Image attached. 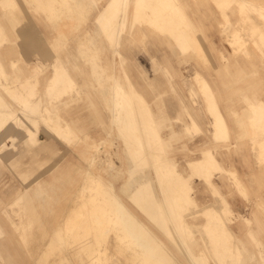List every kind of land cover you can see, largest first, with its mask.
<instances>
[{"label": "rangeland", "instance_id": "374dc122", "mask_svg": "<svg viewBox=\"0 0 264 264\" xmlns=\"http://www.w3.org/2000/svg\"><path fill=\"white\" fill-rule=\"evenodd\" d=\"M36 1L39 3L38 5ZM44 1L49 5L45 6L46 2ZM64 1L68 0H35V3H33L34 0H1L0 2L2 4L0 5V61L5 64L4 68L8 76L3 78L6 94H4V90H0V93L13 103L15 100L13 101L9 98L10 96H7L9 95L7 91L15 95L17 91L19 93L26 92L32 86L36 96H40L43 100L41 102L47 104L44 88L46 79L57 64L59 65L58 70L53 72L58 73L62 69L66 70L65 78L71 82L67 90L60 88L53 90V93L66 91L67 94L64 97L48 103L49 109L52 110H50V115L55 117V120L57 118L58 123L65 125L67 123V127L71 128V131L66 129L68 134L62 135L66 140L52 135L50 132L53 131V127L49 123H44L43 120L39 125L37 124L36 129L40 148L39 145L34 144L35 142L26 143L22 139V133L17 129H8L0 134V158L3 160L0 161V210H8L7 215L0 214L2 228L0 230V264H90L89 255L77 254L78 244L75 235H79V232L85 234L84 229L80 226L81 230L78 233L75 231L69 233L64 228V223L72 216V209H84L79 216L82 220H90V212H92L95 217L99 218L93 220H103L108 226L110 224L108 227L110 235L108 234L109 238L107 236V243L97 242L93 244L97 250V252L95 250V253L98 254L97 260L99 261L101 257V264H143L142 260L146 254L144 256L142 254L146 251L144 252L141 247L134 243L135 238L133 237L143 232L142 226L146 228L144 233L146 231L147 233L140 241L148 238L147 240L153 244L147 250L149 253L146 252L147 256L150 254L151 259L148 257L149 261L145 264L155 262L157 252L159 253L157 251L159 241L163 246L162 251L164 250L161 253H166L163 261L165 264H234V262L235 264H264V252L262 253L264 249V159L260 151V148L264 146V118H256L252 113V107L264 106V0H244L245 4H240V0H229V2L237 1L238 3L235 2V4L234 2L229 4L226 0H175L174 6H172L173 4L163 5L164 0H147L149 3L143 0V4H140L143 6L138 7V10L135 8L133 0H126L125 11L121 13V17L123 14L126 16V18L122 17L124 20L122 30H125L122 31L123 34L120 37L113 35L114 38L107 35L104 28L95 21L99 8L106 0H69L67 3ZM218 1H221L219 3L221 8L220 5L218 6ZM42 2L45 7L38 8ZM146 2L147 6H150L146 7ZM151 2L152 4H150ZM170 3H174V1L172 0ZM51 4H56L57 7L53 5L51 8ZM68 5L70 9L67 8ZM151 6L155 8L153 9ZM164 6L166 7L164 8ZM240 7L243 9H241L242 12L239 11ZM54 8H57L56 11ZM157 8L166 14L169 11L170 17L164 19L162 17V19L158 18V22L154 21L150 16L151 12ZM52 9L53 11H51ZM135 9L143 17L141 22V16ZM50 11L54 13V16L56 15V19ZM177 12H180V15L183 14L182 19H178L179 14ZM66 18L70 19L71 22ZM145 18H148L149 21L144 22ZM49 20L54 21V23ZM171 20L173 22H170ZM132 21L135 24H132ZM165 21H169L168 24ZM186 23L188 26H185ZM70 24L71 26H69ZM169 24L175 30L170 29ZM74 25L75 27H73ZM157 25L160 27L158 28ZM168 26L169 28H167ZM69 28L72 32L68 30ZM176 29L185 30L181 31L185 33L186 37L183 49L178 48L180 44L176 38L179 31L177 32ZM261 32L263 35H260ZM235 33L237 34L235 35ZM238 35H241L239 39ZM251 41L253 44L250 43ZM89 43L91 44L90 48ZM254 43L257 45L255 46ZM80 44L81 47L84 46V49L80 47ZM112 46L116 50L112 49ZM85 49L87 51H84ZM78 54H81V57ZM117 59L121 60L120 63L124 59L123 63L120 64ZM11 60L15 62V69L9 68L7 62ZM91 73L93 75H90ZM196 74L199 75L200 79L204 78L208 85L201 84L200 79L197 80ZM109 78L114 79L112 80L113 83ZM11 80L20 81L21 87L9 90V86L12 84ZM126 80L129 83H126ZM116 85H121L125 91H134L137 97L139 96L138 98L135 96L131 102L134 103V107L137 105V111L135 107L136 113L139 110L137 114L140 115L137 116L136 114L134 123L138 124L143 139H145L144 150L142 152L138 150L140 151L139 154L135 153L134 150L135 148L139 149L138 143H135V139H130L134 133L131 130L120 131L117 124L120 122H116L112 118L111 104L113 105L114 101L112 100L113 93H110L109 90L113 91ZM112 86L114 88H111ZM203 87L208 90L206 91ZM201 89L204 91L202 90V92ZM205 91L206 93H204ZM201 94H207L206 96L213 97V99L211 100V98ZM108 98L110 99L108 100ZM213 101L217 104L229 126V132L226 136H220L214 132L215 111L214 108L212 109ZM16 103V101L13 103L15 104L14 108H16L17 114L24 119ZM146 108L148 109L145 110ZM208 109H211L213 113L207 111ZM145 112L147 113L145 114ZM149 114L151 117L153 116L150 117L151 119ZM36 115L39 117V114ZM143 117L144 119L147 118L148 121L144 120ZM140 119L143 122H140ZM124 120L121 122L125 123ZM186 126L190 127L187 130L188 134L185 132ZM156 129H159L158 133L154 132ZM173 131L176 132V136L172 134ZM151 135L155 136L152 137ZM67 139H71V141L69 140V142ZM133 142L135 145L132 144ZM160 143H168L170 146L167 144L166 148L164 146L166 144L162 146ZM208 148L219 158L227 157L229 160V163L219 160L220 169L211 172L210 182L206 181L204 176L196 174L197 171L190 169L187 164V160L199 157L201 150ZM242 150H247L251 154V164L254 168V171L248 173L247 182L243 181L235 172L236 169L232 160ZM125 151L129 156L126 155ZM159 151L160 154L163 151L164 159H167L168 162L169 159L172 161V165L169 162L170 167L174 164L178 172L188 177V184L191 188L189 195L196 202V205H186L182 214L184 220L192 225L191 229L194 234L192 239L189 237V232L187 236L186 233L177 229L179 223L178 210L173 207L172 203L170 205L168 199L169 191L167 190H169L170 185L164 178L162 179L161 175L159 176L158 168H154L158 167L155 164L157 159L155 153H159ZM150 155L152 156L150 157ZM241 158L244 159L246 156L242 155ZM131 160L135 162L132 164ZM189 170L192 171L191 175ZM229 170L234 173H229ZM233 174L234 176H232ZM236 174L238 176H235ZM145 178L147 179L145 180ZM2 179L8 181V186L1 185ZM234 179L238 182L240 180V185ZM98 181H100L101 187ZM169 181L171 185L174 183V180L169 179ZM212 186L216 187L221 195L216 194ZM16 187L22 190L17 193L14 190ZM102 188L105 189L104 191H113L115 193L114 199L123 205L124 212L131 213V215L117 216L114 214L112 208L116 206L117 202L114 203L115 200H111L107 193H96L97 190L102 191ZM135 190H139V193ZM17 194L23 197L17 199L19 203L8 204L15 199ZM221 196L228 200L226 201L228 204L230 203V208H232V213L229 214V217H223V220L230 228L232 240H234L230 248L241 250L240 259H234L235 261L229 260L227 257L228 250L224 249L227 246V241L231 240L230 233H224L221 227L216 238L212 236L213 240L216 239L214 246L213 242L210 241L211 235L207 234L208 231L204 228L207 215L206 208L211 207L219 210L224 205ZM73 197L74 199H72ZM98 198L101 199L99 202ZM236 198L241 202L236 203ZM156 200L160 202L155 204ZM167 201L169 202L167 203ZM99 203L101 207L105 205L104 207L107 206V208L100 212L93 211L99 209ZM156 205H162V216L166 217V223L175 236V242L166 237L167 234L164 230H160L161 227L158 226L160 219L155 217L154 212H150L154 207L157 208ZM170 210H174V212H170ZM169 212L170 214H168ZM173 216L176 220L173 219ZM245 223L248 225L246 226ZM127 227H129L128 230ZM172 227L174 229H171ZM58 228L62 229L59 230ZM113 230H116V233ZM130 233L131 235L128 236ZM94 237V232L90 231L86 240L91 239L93 241ZM123 241H125L124 244ZM120 242L124 246H120ZM51 243L59 248L55 249ZM208 243L211 247L208 246ZM49 244L52 246V251H50ZM127 244L131 247L135 245L136 251ZM45 248H49V251ZM132 251L135 253L133 254ZM152 254L153 256L155 254L156 258ZM261 254L263 255L261 256ZM58 256L62 260L57 258ZM247 256L250 258L248 259ZM253 256L254 258H252ZM167 261L171 263H166Z\"/></svg>", "mask_w": 264, "mask_h": 264}, {"label": "bare ground", "instance_id": "6f19581e", "mask_svg": "<svg viewBox=\"0 0 264 264\" xmlns=\"http://www.w3.org/2000/svg\"><path fill=\"white\" fill-rule=\"evenodd\" d=\"M10 1H12V0H10ZM24 1H26V0H24ZM30 1V0H29ZM32 1V0H31ZM69 1V0H68ZM68 1H64L65 3H67ZM84 1V0H83ZM100 1V0H99ZM126 0H106L102 5H101V7L99 8V11H98V14L96 15V22L99 24V26H101L102 28H104V31H105V33L107 34V35H111V37L114 35V37L116 36H118V37H120V35L121 34H123L122 33V31H124V30H122L123 28V23H124V20H123V18L122 17H125L126 18V16H123L122 15V17H121V13H122V11H125V7H126V2H125ZM130 1V0H129ZM142 1L143 0H133V4H134V6H135V8L138 10V7H142V6H140V4L142 3ZM147 1V0H146ZM172 1V0H171ZM170 0H164L163 2H164V4L163 5H166V4H173L172 6H174L175 5V0H173L174 1V3H170L171 2ZM215 1V0H214ZM221 1H224V0H221ZM220 1V2H221ZM226 1H228V3L230 4V2L232 1H230L229 2V0H226ZM225 1V2H226ZM0 2H1V0H0ZM2 2H4V1H2ZM6 2H8V1H6ZM37 2V1H36ZM44 2H46V1H44ZM148 2V1H147ZM147 2L145 3L146 4V7H148V6H150V5H148L147 6ZM160 2V1H159ZM217 2V1H216ZM219 1H218V6L220 5L219 3H220ZM234 2V1H233ZM233 2H231V3H233ZM235 2H237V1H235ZM235 2H234V4H235ZM257 2V1H256ZM33 3H35V0H34V2ZM51 3V2H50ZM82 3V2H81ZM84 3V2H83ZM86 4H87V2H85ZM89 3V2H88ZM149 3V2H148ZM227 3V4H228ZM238 3V2H237ZM236 3V4H237ZM245 4V2H244V0H240V4ZM12 4V3H11ZM39 3L37 2V5H38ZM44 3L42 2V5L41 6H38V8L39 7H42V6H44L43 5ZM47 4L49 5V3H47L46 2V4H45V6H47ZM92 4V3H91ZM143 4V3H142ZM150 4H152V2L150 3ZM221 4H223V3H221ZM240 4H237V5H240ZM0 5H2V4H0ZM5 5H6V3H5ZM34 5V4H33ZM54 5V4H53ZM52 4L50 5L51 6V8H52V6H53ZM66 5V4H65ZM70 5V4H69ZM68 5V7L67 8H69L70 6ZM160 5V4H159ZM8 6V5H7ZM7 6H6V8H7ZM44 6V7H45ZM55 7H57L56 6V4L54 5ZM91 6V5H90ZM133 6V7H134ZM158 6V5H157ZM171 6V7H172ZM244 6V5H243ZM5 7V6H4ZM66 7V6H65ZM72 7V6H71ZM74 7V6H73ZM94 7H95V5H94ZM145 7V6H144ZM145 7V8H146ZM152 7V6H151ZM150 7V8H151ZM160 7V6H159ZM166 6H164V8H165ZM169 7H170V5H169ZM239 7V6H238ZM245 7V6H244ZM6 8H3V9H6ZM47 8V7H46ZM48 8H50V7H48ZM47 8V9H48ZM50 8V9H51ZM59 8V7H58ZM76 8H78V7H76ZM76 8H75V10H76ZM153 9L155 8V7H152ZM163 8V9H164ZM172 8H174V7H172ZM220 8H221V5H220ZM224 8V7H223ZM55 9V8H54ZM57 9V8H56ZM56 9L54 10V11H56ZM70 9V8H69ZM135 9V11L137 12V10ZM152 9V10H153ZM171 9V8H170ZM225 9V8H224ZM242 8L240 7V10L239 11H241L242 12V10H241ZM43 10V9H42ZM59 10V9H58ZM79 10V9H78ZM147 10V9H146ZM150 10V9H149ZM151 10V11H152ZM166 10V9H165ZM177 10L179 11V9L177 8ZM176 10V11H177ZM44 11H47V10H44ZM51 11H53V9L51 10ZM51 11H50V13H51ZM87 11V10H86ZM135 11H133L134 13H135ZM143 11V10H142ZM151 11H148V12H151ZM175 11V10H174ZM245 11V10H244ZM4 12V11H3ZM8 12V11H7ZM43 12V11H42ZM48 12H49V10H48ZM47 12V13H48ZM58 12H60V11H58ZM78 12V11H77ZM82 12V11H81ZM84 12V11H83ZM82 12V13H83ZM47 13H45V14H47ZM49 13V16L51 17V19H52V16H51V14H53V16H54V13L52 12L51 14ZM62 13V12H61ZM81 13V14H82ZM87 13V12H86ZM137 13H139V12H137ZM171 13H172V11H171ZM178 13V12H177ZM176 13V14H177ZM60 14V13H59ZM173 14H175V13H173ZM179 14V17H178V19H182L183 18V14L182 15H180L181 13L179 12L178 13ZM242 14V13H241ZM244 14V13H243ZM61 15V14H60ZM64 15V14H63ZM139 15H140V13H139ZM46 16V15H45ZM48 16V15H47ZM68 16V15H67ZM69 16H70V14H69ZM72 16V15H71ZM85 16H87V15H85ZM133 16V15H132ZM141 16V15H140ZM171 16H172V14H171ZM55 17V19L57 18L56 17V15L54 16ZM63 17V16H62ZM73 17V16H72ZM135 17V16H134ZM133 17V18H134ZM147 17H148V15H147ZM154 21H156V22H158V18H160V19H162V17H163V19L165 18V17H167V18H169L170 16H169V11H168V14H166V13H164V12H160V10L157 8V9H155V10H153L152 12H151V16H150ZM173 17V16H172ZM175 17V16H174ZM8 18H10V17H8ZM48 18V17H47ZM46 18V19H47ZM65 18V17H64ZM120 18H122V20L120 21ZM124 18V19H125ZM136 18H137V16H136ZM141 19H140V22H141V20L143 19V17L141 16L140 17ZM55 19H53V20H55ZM67 19V18H66ZM75 19H76V17H75ZM78 19V18H77ZM159 19V20H160ZM174 19V18H173ZM177 19V18H176ZM67 20H69V22H71L70 21V19H67ZM86 20V19H85ZM134 20V19H133ZM136 20V19H135ZM137 20H139V19H137ZM167 20V19H166ZM50 22H52V23H54V21H52V20H49ZM56 21V20H55ZM77 21V20H76ZM146 21H149L148 20V18L146 19L145 18V21L144 22H146ZM153 21V22H154ZM174 21H175V19H174ZM78 22V21H77ZM76 22V23H77ZM92 22H94V21H92ZM133 23L132 24H135L134 23V21H132ZM143 22V21H142ZM151 22V21H150ZM165 22H167V21H165ZM169 22V21H168ZM168 22H167V24H168ZM170 22H173L172 20L170 21ZM185 22V21H184ZM79 23V22H78ZM126 23V22H125ZM152 23V22H151ZM164 23V22H163ZM179 23H181V22H179ZM56 24V23H55ZM101 24V25H100ZM128 24H129V22H128ZM131 24V25H132ZM137 24V23H136ZM143 24V23H142ZM145 24V23H144ZM143 24V25H144ZM153 24V23H152ZM157 24V23H156ZM166 24V25H167ZM172 24H174V23H172ZM177 24V23H176ZM175 24V25H176ZM183 24V23H182ZM4 25V24H3ZM76 25V24H75ZM75 25L73 26V27H75ZM116 25V26H115ZM138 25V24H137ZM170 25V24H169ZM187 25V23L185 24V26ZM69 26H71V24L69 25ZM78 26H80V25H78ZM115 26V27H114ZM132 26H134V25H132ZM131 26V27H132ZM151 26V25H150ZM150 26H148V27H150ZM158 26V25H157ZM160 26H161V24H160ZM160 26H158V28L160 27ZM172 26H174V25H172ZM188 26V25H187ZM76 27H77V25H76ZM117 27V28H116ZM121 27V28H120ZM175 27V26H174ZM176 27H177V25H176ZM183 27H184V25H183ZM133 28V27H132ZM151 28V27H150ZM157 28V29H158ZM167 28H169V26L167 27ZM172 27H171V25H170V29H171ZM1 29H3V28H1ZM72 29V28H71ZM97 29H99V28H97ZM156 29V30H157ZM162 29V28H161ZM173 29V28H172ZM177 29H180V28H177ZM176 29V30H177ZM68 30H70V28L68 29ZM132 30V29H131ZM155 30V29H154ZM167 30H169V29H167ZM173 30H175V29H173ZM184 30V29H183ZM183 30H181V31H183ZM234 30V29H233ZM237 30V28L235 29V31ZM239 30V29H238ZM2 31V30H1ZM71 31V30H70ZM158 31H159V29H158ZM169 31H171V30H169ZM168 31V32H169ZM179 30H177V32H178ZM181 31H179V34L177 33V35H178V37L176 38L177 39V42H178V44H180L179 46H178V48H184V45H185V43H186V37H185V33L184 32H181ZM185 31V30H184ZM235 31H232V32H235ZM72 32V31H71ZM87 32V31H86ZM156 32V31H155ZM162 32H164V31H162ZM166 32V31H165ZM173 32H175V31H173ZM181 32V33H180ZM101 33H102V31H101ZM159 33V32H158ZM161 33V32H160ZM171 33V32H170ZM170 33H169V35H170ZM176 33V32H175ZM175 33H173V35L175 34ZM262 33V32H261ZM69 34V33H68ZM163 34V33H162ZM237 33H235V35H236ZM244 34V33H243ZM4 35V34H3ZM6 35V34H5ZM129 35V34H128ZM167 35V34H166ZM230 35H232V34H230ZM260 35H263V33L262 34H260ZM259 35V36H260ZM1 36V35H0ZM60 36V35H59ZM63 36V35H62ZM89 36V35H88ZM103 36V35H102ZM172 36V35H171ZM175 36V35H174ZM174 36H172V37H174ZM239 36H241V35H238L237 37H238V39H239ZM243 36V35H242ZM264 36V35H263ZM3 37V36H2ZM57 37H58V35H57ZM65 37V36H64ZM92 37V36H91ZM105 37V36H104ZM108 37V36H107ZM114 37H112V38H114ZM170 37V36H169ZM231 37V36H230ZM232 37H233V35H232ZM261 37V36H260ZM59 38H61V36L59 37ZM89 39H90V36L88 37ZM171 38V37H170ZM262 38V37H261ZM7 39V38H6ZM84 39H85V37H84ZM106 39V38H105ZM110 39V38H109ZM108 39V40H109ZM232 39V38H231ZM242 39H244V38H242ZM246 39V38H245ZM173 40H174V38H173ZM172 40V41H173ZM8 41V40H7ZM87 41V40H86ZM90 41V40H89ZM109 41H111V40H109ZM176 41V40H175ZM254 41V40H253ZM256 41V40H255ZM2 42H4L3 40H2ZM85 42V41H84ZM0 43H1V41H0ZM79 43H81V42H79ZM87 43H88V41H87ZM111 43V42H110ZM173 43H175L174 41H173ZM245 43V42H244ZM247 43V42H246ZM250 43H252V41L250 42ZM261 43H263L262 41H261ZM90 44V43H89ZM98 44V43H97ZM106 44V43H105ZM176 45H177V43H175ZM241 44V43H240ZM253 44V43H252ZM255 44V43H254ZM264 44V43H263ZM262 44V45H263ZM79 45V44H78ZM87 45V44H86ZM100 45V44H99ZM112 45V44H111ZM230 45V44H229ZM239 45V44H238ZM257 45V43L255 44V46ZM88 46V45H87ZM90 46H91V44L89 45V48H90ZM80 47H81V44H80ZM84 47V46H83ZM83 47H81V48H83ZM100 47V46H99ZM113 47V46H112ZM111 47V48H112ZM78 48V47H77ZM86 48V47H85ZM233 48V47H232ZM84 49V48H83ZM87 49V48H86ZM84 50V51H87V50ZM112 49H114V47L112 48ZM185 49H186V47H185ZM185 49H184V51H185ZM256 49V48H255ZM114 50H116V49H114ZM78 53V52H77ZM82 53V52H81ZM117 53V52H116ZM113 55H114V51H113ZM78 56H80L81 57V54H78ZM117 57V56H116ZM120 57V56H119ZM111 58H113V57H111ZM123 58V57H122ZM120 59V58H119ZM119 59H117V61L119 60ZM124 60V59H123ZM123 60H122V63H123ZM86 62V61H85ZM99 62V61H98ZM121 62V60H119V63ZM88 63V62H87ZM122 63H120V64H122ZM9 67H10V69H13L14 68V66H15V62L13 61V60H11V61H9ZM111 64H113V63H111ZM121 66V65H120ZM119 66V67H120ZM57 67H59V65L57 64L56 66H55V68H53V70H52V72H51V74H50V77L47 79V81H46V86L44 87L45 88V97H46V102H54V101H56L57 99H59L60 97H64L66 94H67V92L66 91H60L59 93H53L54 91V89H56V88H60V89H64V90H67L69 87H70V85H71V82L69 81V79L68 78H65V73H66V70H64V69H62L61 71H58V73H55V72H57V70H58V68ZM99 67V66H98ZM100 68V67H99ZM99 68H97V69H99ZM113 68V67H112ZM15 69V68H14ZM33 70H35V69H33ZM90 70V69H89ZM101 70V69H100ZM121 70H123V69H121ZM53 71H55V72H53ZM113 71V70H112ZM37 72V71H36ZM102 72V71H101ZM6 73H7V71L5 70V68H4V63H2L1 61H0V90H4L5 91V93L4 94H6V90H5V84H4V80H3V78L4 77H6L7 75H6ZM9 73V72H8ZM53 73H55V74H53ZM13 74V73H12ZM53 74V75H52ZM97 74H98V71H97ZM101 74H103V73H101ZM90 75H93L92 73L90 74ZM197 75V74H196ZM31 76V75H30ZM111 76H112V74H111ZM110 76V77H111ZM8 77V76H7ZM106 77V76H105ZM113 77V76H112ZM98 78V77H97ZM196 78H197V80H198V78L200 79V77H199V75H197L196 76ZM9 79V78H8ZM11 79V78H10ZM14 79V78H13ZM24 79V78H23ZM99 79V78H98ZM98 79H96L97 81H98ZM109 79H111V78H109ZM126 79V78H125ZM25 80H27V79H25ZM32 80H34V79H32ZM102 80H104V79H102ZM107 80H108V77H107ZM112 80H114L113 78L111 79V81ZM170 80V79H169ZM195 80V79H194ZM7 81V80H6ZM12 81V80H11ZM36 82V81H35ZM107 82V81H106ZM199 82L201 83V84H205V85H208L207 83H206V81H205V79H200L199 80ZM12 84L9 86V90H11V88H16V89H18V87H21L20 86V81L19 82H17V81H12L11 82ZM96 83H98V82H96ZM102 83L104 84V82L102 81ZM101 83V84H102ZM112 83H113V81H112ZM115 83V82H114ZM126 83H129L127 80H126ZM22 84V83H21ZM114 85V84H113ZM98 86H100V85H98ZM105 86V85H104ZM111 86V85H110ZM148 86V85H147ZM23 87V86H22ZM109 87V86H108ZM26 88V87H25ZM111 88H114V86H112ZM202 88V87H201ZM204 88V87H203ZM22 89V88H21ZM24 89V88H23ZM28 89V88H27ZM59 89V90H60ZM101 89V88H100ZM108 89V88H107ZM129 89V88H128ZM127 89V90H128ZM131 89V88H130ZM204 89H206V91L208 90L207 88H204ZM34 87H32L31 86V88L29 87V90L28 91H26V92H20L19 93V91H17L16 93H15V95H13V94H11L10 93V91H9V93H8V91H7V94H9V95H7V96H10L9 98L12 100L13 99V101L15 100L17 103H16V105H18V110H20V112L22 113V115H23V117H25V120L28 122V124L26 123V121L24 120V119H22L18 114H17V112H16V108H14L15 106V104H13V103H15V101L13 102V103H11L9 100H7L1 93H0V134L2 133V132H4V131H6V130H8V129H17L19 132H21L22 133V139H24V141L26 142V143H29V142H35L36 141V129H37V126L39 125V123L41 122V120H43L44 121V123L46 122L47 124L49 123V124H51V127H53V132L58 136V137H60L62 140L64 139V135H66V134H68V133H66V129H70V128H68L67 127V125H64V124H61V123H58V120H57V118H56V120L54 119L55 117H52L51 115H50V110L51 109H49L50 107H48V103L47 104H44V103H42L41 101H43V100H41V98H40V96H36V92H34ZM102 90V89H101ZM111 90V89H110ZM109 90V92L111 93H113V97H112V100L114 101V104L112 105L111 104V109H112V111H113V114H112V118L114 119V121H119L120 122V124L119 123H117L118 125H119V129H120V131H123V130H131L132 131V133H134V134H132V135H134L133 137L132 136H130L131 138V140H132V138L133 139H135L134 141H136L135 143H138V147H139V149L138 148H135L134 150H135V153H138L139 154V152L141 151L142 152V150H144V140L145 139H143V136H142V132H141V129L139 128V126H138V124L136 123H134V121H135V117H136V114L137 113H139V110H138V112L136 113V111H137V105L135 106L136 107V111H135V107H134V103H131L132 101H133V99H134V97L136 96L137 97V95H136V93L134 92V91H125L124 90V88L121 86V85H116V87L114 88V92L113 91H110ZM203 89H201V91H202ZM107 91V90H106ZM204 91V90H203ZM202 91V92H203ZM206 91L204 92V93H206ZM12 92H14V91H12ZM109 92H107V93H109ZM100 93H102L101 91H100ZM203 93V94H204ZM210 93V92H209ZM208 93V94H209ZM203 94H201L202 96H206V95H203ZM102 95V94H101ZM210 96H211V93L209 94ZM139 97V96H138ZM137 97V98H138ZM206 97H209V96H206ZM136 98V99H137ZM158 98H159V96H158ZM209 98H211V100L213 99V97H209ZM208 98V99H209ZM110 98H108V100H109ZM107 100V101H108ZM134 101H136V100H134ZM206 101V100H205ZM209 101H210V99H209ZM45 102V103H46ZM109 103H111L110 101H108ZM138 102H139V99H138ZM56 103V102H55ZM54 103V104H55ZM140 103V102H139ZM138 103V104H139ZM210 103V102H209ZM213 103H214V105L212 104V109L214 108V111H215V119H214V132L217 134V135H224V136H226V135H228V127L226 126L227 124L225 123V120H224V118H223V116H222V114L220 113V111H219V109H218V107H217V104L215 103V101H213ZM51 104H53V103H51ZM255 104V103H254ZM149 105V104H148ZM106 106V105H105ZM110 106V105H109ZM214 106V107H213ZM253 106V105H252ZM254 106H256V104L254 105ZM258 106V105H257ZM141 107H142V105H141ZM208 107H209V105H208ZM207 107V108H208ZM250 107V106H249ZM140 108V107H139ZM149 108V107H148ZM148 108H146L145 110H147ZM210 108V107H209ZM253 108V111H252V113L256 116V118H264V106H258L257 108L256 107H252ZM252 108H250V109H252ZM110 109V108H109ZM109 109H108V111H109ZM140 109H142V108H140ZM52 111V110H51ZM149 111V110H148ZM207 111H211V109L209 110H207ZM111 112V111H110ZM109 112V113H110ZM208 112V113H209ZM212 112V111H211ZM147 112H145V114H146ZM150 113V112H149ZM213 113V112H212ZM251 113V114H252ZM36 114H39V117L36 115ZM151 114V113H150ZM150 114H149V118L151 117L150 116ZM153 114V113H152ZM138 115H140V114H137V116ZM254 115H253V117H254ZM55 116H57V115H55ZM58 117V116H57ZM153 117V116H152ZM151 117V118H152ZM252 117V118H253ZM126 118V120H124ZM141 118V117H140ZM150 118V119H151ZM162 118V117H161ZM143 119H144V117H143ZM154 119V118H153ZM259 119V120H260ZM125 121V123L123 122H121V121ZM141 121L140 122H143V120L142 119H140ZM144 120H147V118L146 119H144ZM158 120V119H157ZM156 120V121H157ZM167 120V119H166ZM252 120H254V118L252 119ZM252 120H251V123H252ZM148 121V120H147ZM162 121V120H161ZM163 121H164V119H163ZM169 121V120H168ZM113 122V121H112ZM153 122V121H152ZM158 122V121H157ZM167 122V121H166ZM255 122V121H254ZM261 122V121H260ZM150 123H151V121H150ZM154 123H156L155 121H154ZM159 123V122H158ZM157 123V124H158ZM164 123V122H163ZM168 123V122H167ZM173 123V122H172ZM38 124V125H37ZM46 124V125H47ZM144 124V123H143ZM147 125V124H146ZM149 125V124H148ZM147 125V126H148ZM156 125V124H155ZM154 125V126H155ZM159 125V124H158ZM158 125H157V127H158ZM48 126V125H47ZM154 126H152V127H154ZM160 126H161V124H160ZM164 126V125H163ZM162 126V127H163ZM255 126V125H254ZM151 127V126H150ZM117 128V129H118ZM156 128V127H155ZM47 129V128H46ZM52 129V128H51ZM148 129H150V128H148ZM190 129V127H187L186 126V128H185V132H187V130H189ZM48 130V129H47ZM159 129H156V130H154V132L155 133H158L159 131H158ZM169 130H171V129H169ZM119 131V132H120ZM130 131V132H131ZM145 131H147V130H145ZM152 131H153V129H152ZM153 132V133H154ZM199 132V131H198ZM148 133H149V131H148ZM175 131H173V135H175ZM179 133V132H178ZM190 133V132H189ZM145 134V133H144ZM187 134H188V132H187ZM63 135V136H62ZM145 135H148V134H145ZM169 135H171V134H169ZM190 135H191V133H190ZM194 135V134H193ZM214 135V134H213ZM152 137H154L153 135H151ZM176 136V135H175ZM157 137V136H156ZM188 137H189V135H188ZM219 137V136H218ZM159 138V137H158ZM174 138V137H173ZM177 138V137H176ZM227 138V137H226ZM225 138V139H226ZM128 139V138H127ZM129 139V140H130ZM147 139V138H146ZM152 139V138H151ZM150 139V140H151ZM163 139V138H162ZM182 139V138H181ZM221 139V138H220ZM220 139L218 140V141H220ZM64 140H66V139H64ZM68 141L70 140L71 141V139H67ZM130 140V141H131ZM159 140H161V139H159ZM169 140V139H168ZM174 140V139H173ZM221 140H223V139H221ZM69 141V142H70ZM153 141V140H152ZM167 141V140H166ZM165 141V142H166ZM172 141V140H171ZM177 141V140H176ZM180 141V140H179ZM126 142V141H125ZM146 142H148V141H146ZM150 142V141H149ZM155 142V141H154ZM153 142V143H154ZM163 142V141H162ZM178 142V141H177ZM67 143V142H66ZM158 143V142H157ZM67 144H69V143H67ZM132 144H134V142L132 143ZM162 146H163V144H166V143H160ZM168 144V143H167ZM167 144L166 145H164L165 147L167 146ZM135 145V144H134ZM147 145V144H146ZM157 145V144H156ZM155 145V146H156ZM169 146H170V144H168ZM174 145V144H173ZM132 146V145H131ZM131 146H129V147H131ZM137 146V145H136ZM161 146V147H162ZM169 146H168V148H169ZM182 147V146H181ZM167 148V147H166ZM126 149V148H125ZM133 149V148H132ZM151 149H152V147H151ZM158 149V148H157ZM170 149V148H169ZM127 150V149H126ZM129 150V149H128ZM138 150H140V151H138ZM146 150V149H145ZM130 151V150H129ZM155 151V150H154ZM260 151H261V156H263V159H264V146L262 147V148H260ZM123 152V151H122ZM165 152V151H164ZM125 153H126V151H125ZM133 153V152H132ZM134 154V153H133ZM137 154V155H138ZM156 155V162H155V164H157L158 165V167H154L155 169L156 168H158V170H159V176L161 175V177H162V179L164 178L166 181H167V183L170 185V187H168V189L169 190H167V191H169V196H168V199L170 200V202L169 201H167V203L169 202L170 203V205H171V203L173 204V207L176 209V210H178V213H177V216H178V218H179V223L177 224V229H179L180 231H182L183 233H186L187 234V236L189 235L188 234V232L190 233V235H189V237L191 238L192 237V235H194L193 233H192V225H189L185 220H184V217H183V214H182V210H183V208L186 206V205H188V204H194V205H196V202L191 198V196L189 195V190L191 189L190 187H189V184H188V177H186V176H184V175H182L180 172H178L176 169H175V167H174V164H173V166L172 167H170V165H169V162H170V164H171V160L169 159V162H168V160L167 159H164V155L162 156V154H163V151H162V154H160V151H159V153H155ZM199 154H200V152H199ZM126 155H128L127 153H126ZM134 155H136V154H134ZM141 155V154H140ZM139 155V156H140ZM143 155V157L145 158V156H144V154H142ZM154 155V154H153ZM129 156V155H128ZM152 155H150V157H151ZM131 157H133L132 155H131ZM130 158V157H129ZM130 159H132V158H130ZM133 159H134V157H133ZM136 160V159H135ZM145 160V159H144ZM132 161V164H133V162H135V161H133V160H131ZM139 161H140V159H139ZM114 164V163H113ZM187 164H188V166L190 167V169H192V170H195V171H199V173H197L196 172V174H198V175H202V176H204L205 177V179H206V181H208V182H210V175H211V172L213 171V170H215V169H220V165H219V162L216 160V158H215V156H214V153L208 148V149H202L201 150V155L199 156V157H195V158H190L189 160H187ZM156 165V166H157ZM172 165V164H171ZM134 166V165H133ZM132 168V167H131ZM130 168V169H131ZM189 169V168H188ZM187 169V170H188ZM128 170V172H129V169H127ZM142 170V169H141ZM147 170H148V168H147ZM130 171H134V170H130ZM138 171V170H137ZM190 171V170H189ZM191 172L192 171H190V175H191ZM236 172V171H235ZM130 173V172H129ZM132 173V172H131ZM138 173V172H137ZM185 173V172H184ZM229 173H234L233 171H231V170H229ZM229 173H228V175H229ZM132 174H134V173H132ZM149 174V173H148ZM157 174H158V172H157ZM194 174V173H193ZM144 175H146V174H144ZM186 175V174H185ZM189 175V176H190ZM135 176V175H134ZM134 176H132V177H134ZM150 176V175H149ZM230 176V175H229ZM232 176H234V174L232 175ZM235 176H238L237 174L235 175ZM136 177H137V175H136ZM139 177V176H138ZM151 177V176H150ZM192 177V176H191ZM32 178V177H31ZM236 178V177H235ZM238 178V177H237ZM147 178H145V180H146ZM169 179L171 180V181H173L174 180V183L171 185V183H170V181H169ZM100 180V179H99ZM129 180V179H128ZM127 180V181H128ZM135 180V179H134ZM139 180V179H138ZM154 180V179H153ZM153 180H151V181H153ZM160 180V179H159ZM236 182H238V180H236V179H234ZM95 181V180H94ZM101 181V180H100ZM100 181H98V184H99V186H100ZM150 181V182H151ZM164 181V180H163ZM165 181V182H166ZM190 181V180H189ZM204 181V180H203ZM233 181V180H232ZM126 182V181H125ZM134 182V181H133ZM137 182V181H136ZM135 182V183H136ZM149 182V181H148ZM235 182V185L237 184ZM239 182H240V180H239ZM239 182H238V184H239ZM147 183V182H146ZM207 183V182H206ZM126 184V183H125ZM128 184H130V182L128 181ZM208 184V183H207ZM211 184V183H210ZM102 186H103V184H101ZM124 185V184H123ZM160 185V184H159ZM213 185V184H212ZM240 185V184H239ZM238 185V187H240ZM101 187V186H100ZM138 187H139V185H138ZM138 187H137V189H138ZM160 187V186H159ZM110 188V187H109ZM212 188H213V191L217 194V193H219L218 192V189L216 188V187H214V186H212ZM98 189H99V187H98ZM150 189V188H149ZM152 189H154V188H152ZM157 189V188H156ZM105 189L104 188H102V191H104ZM110 190V189H109ZM142 190V189H141ZM151 190V189H150ZM101 190H97L96 191V193L97 194H102V193H107L108 194V197L111 199V200H113L114 199V197H115V193L113 192V191H104V192H102ZM136 191V190H135ZM143 191V190H142ZM160 191V190H159ZM165 191V190H164ZM166 191V192H167ZM39 192V191H38ZM37 192V193H38ZM137 193H139V190L138 191H136ZM141 192V191H140ZM148 192V191H147ZM151 192V191H150ZM154 192H155V190H154ZM161 192V191H160ZM137 193L135 194L136 195V197H137ZM152 194H153V192H151ZM96 194V195H97ZM107 194H106V196H107ZM151 194V195H152ZM165 194V193H164ZM220 194V193H219ZM134 195V196H135ZM148 195H149V193H148ZM150 195V196H151ZM221 195V194H220ZM72 196V195H71ZM89 196H90V194H89ZM93 196V195H92ZM138 196H139V194H138ZM153 196V195H152ZM165 196V195H164ZM98 197H99V195H98ZM104 197H105V195L103 196V200H104ZM140 197V196H139ZM141 197H143V196H141ZM222 198H223V202H224V205H222L221 207H220V209L218 210H216V209H212L211 207L210 208H206V210H205V212H206V223H205V225H204V228L208 231V233L207 234H210L211 235V237H210V241L211 242H213L212 244L214 245L215 244V242H216V239L215 240H213V237H215L216 238V235H217V232H218V230H220V228L222 227V231L224 232V233H226L227 232V234H229L231 231H230V228H228V226H227V224H226V222H224V220H223V217H229V214H231L232 213V208H230V203L228 204V200L226 201L225 199H224V197L223 196H221ZM100 198V197H99ZM99 198L97 199L98 200V202L101 200H99ZM72 199H74V197L72 198ZM94 199L96 200V198L94 197ZM107 199V198H106ZM109 199V200H110ZM136 199V198H135ZM155 199V198H154ZM102 200V201H103ZM115 200V199H114ZM67 201H68V199H67ZM91 201H93V200H91ZM108 201V200H107ZM163 201V200H162ZM164 201H165V199H164ZM71 202V201H70ZM117 202V200H115L114 201V203H116ZM153 202H154V200H153ZM160 202V201H159ZM157 200L155 201V204L156 203H159ZM223 202H221V203H223ZM111 203V202H110ZM88 204V203H87ZM135 204V203H134ZM93 206H96V205H94V204H92ZM100 207H101V204L99 203L98 204ZM107 205V204H106ZM111 205V204H110ZM116 206H114L113 208H112V206H111V208L113 209L112 211L114 212V214H117V216H124V214H127V215H131V213H128V212H124V210H123V205L122 204H120V203H116L115 204ZM164 205V204H163ZM105 206V205H104ZM104 206H102L101 208L99 207V209H96V210H93V211H104V208H107V206L106 207H104ZM157 206V208H155L154 206V208L152 209V210H150V212L151 213H153L154 215H156L155 217L156 218H158V219H160V223H159V225L158 226H160L161 227V229H160V227H159V229L160 230H164V232H166V237H168V239L169 240H172V241H176L175 239H174V235H173V233H172V231L170 230V228H169V226H168V224L166 223V221H167V219H166V217H164V216H162V213H163V210H162V205L161 206H158V205H156ZM165 206V205H164ZM166 206H168V204H166ZM109 207V206H108ZM110 208V209H111ZM187 209V208H186ZM186 209H185V211H186ZM74 212H78L79 213V216L82 214V211L84 210H74V209H72ZM127 211V210H126ZM143 211V210H142ZM149 211V210H148ZM172 210H170V212H171ZM188 211V210H187ZM86 212V211H85ZM149 212V213H150ZM170 212L168 213V214H170ZM172 212H174V210L172 211ZM145 213V212H144ZM90 214H91V219L89 220H82V218L80 217V221L78 220V222L80 223V226L83 228V229H85V234H80V236L77 238L78 239V242H80L79 244H80V255H81V253H85L87 256L89 255V252L90 253H92L93 252V250H96V247H95V249H94V247H93V244L94 243H100V242H106V240H107V236H108V234H109V229H108V227L110 226V224H109V226H108V224H106V222L105 221H103V220H97V221H95V220H93V218L95 219V218H97V219H99L98 217H95V214L94 213H92V212H90ZM94 215V216H93ZM109 215V214H108ZM152 215V214H151ZM153 216V215H152ZM193 216V215H192ZM105 217V216H104ZM104 217H103V219H104ZM154 217V216H153ZM187 217H189V216H187ZM197 217V216H196ZM198 217H199V215H198ZM203 217V216H202ZM231 217V216H230ZM172 218V217H171ZM121 219V218H120ZM123 219H125V218H123ZM122 219V220H123ZM127 219V218H126ZM152 219H154V218H152ZM173 219H174V216H173ZM194 219V218H193ZM107 220V219H106ZM129 220V219H128ZM174 220H176V219H174ZM124 221V220H123ZM134 221H135V219H134ZM108 222V221H107ZM114 222V221H113ZM122 222V221H121ZM171 222V221H170ZM175 222H177V221H175ZM205 222V221H204ZM232 222H233V220H232ZM69 225L71 226V227H76L77 225H76V221H69ZM125 223V222H124ZM123 223V224H124ZM130 223V222H129ZM137 223V222H136ZM230 223V222H229ZM176 224V223H175ZM246 224V223H245ZM61 225H62V223H61ZM120 225V224H119ZM129 225H131V224H129ZM132 225H134V224H132ZM170 225V224H169ZM248 225V223L246 224V226ZM124 227H126L125 225H123ZM176 226V225H175ZM131 227V226H130ZM139 227V226H138ZM197 227H199L198 225H197ZM57 228V227H56ZM62 228H63V225H62ZM61 228V229H62ZM117 228V227H116ZM128 228L129 227H127V230H128ZM195 228V227H194ZM250 228V227H249ZM59 229V228H58ZM61 229H59V230H61ZM119 229V228H118ZM122 229V228H121ZM136 229V228H135ZM138 229H140V228H138ZM145 230L146 228L144 227V226H142V230ZM171 229H174L173 227L171 228ZM176 229V228H175ZM78 230V229H77ZM126 230V229H125ZM124 230V231H125ZM130 230V229H129ZM141 230V229H140ZM144 230H143V232L142 233H138L137 234V232H136V234L137 235H135V233H134V235L135 236H133L134 238H135V240H134V243L136 244V245H138L139 247H141L142 248V250H144V252L146 251L147 252V250H149L150 248L149 247H151L153 244H151V241L149 242V240H143V241H140L143 237H145V235H146V233H147V231L144 233ZM206 230H204V231H206ZM57 231V230H56ZM80 230H78V232H79ZM90 231H93L94 232V240L93 241H91V239L90 240H86L87 239V234L88 233H90ZM116 231V230H115ZM114 230H113V232H115ZM136 231V230H135ZM251 231V230H250ZM77 232V233H78ZM83 232H84V230H83ZM123 232V231H122ZM174 232V231H173ZM179 232V231H178ZM221 232V231H220ZM219 232V233H220ZM61 233V232H60ZM116 233V232H115ZM126 233H127V231H126ZM233 233V232H232ZM250 233V232H249ZM20 234V233H19ZM53 234V233H52ZM79 234V233H78ZM119 234H120V232H119ZM176 234V233H175ZM221 234V233H220ZM251 234V233H250ZM48 235V234H47ZM55 235V234H54ZM53 235V236H54ZM110 235V234H109ZM115 236L117 235V234H114ZM131 235V233L128 235V236H130ZM209 235V236H210ZM230 238H231V240L229 239L228 241H227V246H225L224 247V249L226 248L227 250H228V258H229V260L231 261V260H234V259H240V257H241V250H239V248H236V250H232L230 247H232V241H234V240H232V234L230 233ZM237 235V234H236ZM76 236V235H75ZM119 236V235H118ZM117 236V237H118ZM122 236V235H121ZM149 236H150V234H149ZM184 236V235H183ZM206 236H208V235H206ZM213 236V237H212ZM221 236H223V235H221ZM227 236V235H226ZM249 236V235H248ZM252 237H253V235H251ZM52 237V236H51ZM69 237V236H68ZM117 237H115V238H117ZM220 237V236H219ZM225 237V236H224ZM252 237H250V239H252ZM62 238V237H61ZM64 238V237H63ZM108 238H109V236H108ZM180 238V237H179ZM121 239V238H120ZM123 239V238H122ZM153 239V238H152ZM151 239V240H152ZM186 239V238H185ZM192 239V238H191ZM190 239V240H191ZM207 239V238H206ZM254 239V238H253ZM257 239V238H256ZM80 240V241H79ZM119 240V239H118ZM117 240V241H118ZM129 240V239H128ZM179 240V239H178ZM184 240V239H183ZM187 240V239H186ZM198 240V239H197ZM220 240V239H219ZM221 240H223V239H221ZM114 241V240H113ZM132 241H133V239H132ZM185 241V240H184ZM193 241V240H192ZM195 241V240H194ZM201 241V240H200ZM254 241V243H255V240H253ZM130 242V241H129ZM154 242H156L155 240H154ZM179 242V241H178ZM191 242V241H190ZM210 242V243H211ZM224 242V241H223ZM226 242V241H225ZM262 242V241H261ZM107 243V242H106ZM106 243H104L105 245H106ZM115 243V242H114ZM123 244L125 243V241H123L122 242ZM158 243V242H157ZM51 244H53V243H51ZM131 244V243H130ZM188 244H189V240H188ZM202 244V243H201ZM219 244H220V242H219ZM50 245V244H49ZM103 245V244H102ZM104 245V246H105ZM122 244H121V242H120V246H121ZM217 245V244H216ZM53 246H54V244H53ZM56 246V245H55ZM122 246H124V245H122ZM127 246H129L130 248H132L130 245H128L127 244ZM157 246L159 247L158 249H157V251H159V253L157 252V258L155 257V254H154V256H153V254H152V256L153 257H155L156 258V260H155V262L154 263H159V264H165L163 261H164V255L166 254H163V253H161V252H163L162 251V249H163V246H162V243L159 241V244H157ZM181 246V245H180ZM208 246H209V243H208ZM215 246V245H214ZM219 246V245H218ZM51 245H50V251H52L51 250ZM209 247H211V245L209 246ZM242 247V246H241ZM57 248H59V247H57ZM56 248V249H57ZM71 248H73V247H71ZM123 248V247H122ZM134 249H135V245H134V247H133ZM140 248V249H141ZM155 248V247H154ZM188 248V247H187ZM259 248V247H258ZM43 249V248H42ZM41 249V250H42ZM46 249V248H45ZM49 249V248H48ZM48 249H46V250H48ZM69 249V248H68ZM98 249V248H97ZM125 249V248H124ZM133 249V250H134ZM203 249H204V247H203ZM224 249H222V250H224ZM234 249V248H233ZM244 249V248H243ZM257 249V248H256ZM70 250V249H69ZM138 250V249H137ZM155 250H156V248H155ZM154 250V251H155ZM183 250V249H182ZM205 250V249H204ZM216 250V249H215ZM245 250V249H244ZM243 250V251H244ZM49 251V250H48ZM101 251H102V248H101ZM122 251V250H121ZM134 251H136V249L134 250ZM166 251V250H165ZM212 251V250H211ZM74 252V251H73ZM95 252V251H94ZM96 252H97V250H96ZM105 253H106V250L104 251ZM133 252V251H132ZM138 252V251H137ZM140 252H141V250H140ZM140 252H138V253H140ZM143 253L142 255L144 256L145 254V256H144V258H143V260H142V263L143 264H145V263H147L148 261H149V258L151 259V257H150V254H148V256H147V253H149V252H147V253ZM151 252V251H150ZM200 252V251H199ZM202 252V251H201ZM205 252V251H204ZM216 252V251H215ZM219 252V251H218ZM217 252V253H218ZM221 252V251H220ZM264 252V249L262 250V253ZM69 253V252H68ZM125 253V252H124ZM135 252H133V254H134ZM138 253H136V254H138ZM142 253V252H141ZM140 253V254H141ZM155 253V252H154ZM212 253V252H211ZM216 253V254H217ZM224 253V252H223ZM247 253V252H246ZM249 253V252H248ZM99 254H100V251H99ZM126 254H130V253H126ZM186 254V253H185ZM213 255H214V253H212ZM252 254V253H251ZM254 254V253H253ZM49 255V254H48ZM93 255H95L94 257H93ZM93 255L92 256H90L89 255V257H92V258H94V260H92V263H90V264H101V257L99 258V261L97 260V256H98V254H94L93 253ZM106 255V254H105ZM125 255V254H124ZM132 255V254H131ZM205 255H207L206 254V252H205ZM218 255V254H217ZM220 255V254H219ZM225 255V254H224ZM263 254H261V256H262ZM65 256V255H64ZM127 256V255H126ZM136 256V255H135ZM161 256V257H160ZM221 256H223V255H221ZM55 257H56V255H55ZM63 257V256H62ZM133 257V256H132ZM137 257V256H136ZM142 257V256H141ZM149 257V258H148ZM152 257V258H153ZM206 257V256H205ZM225 257H226V255H225ZM224 257V258H225ZM248 257V256H247ZM41 258V257H40ZM57 258H59V256L57 257ZM61 258V257H60ZM59 258V259H60ZM91 258V259H92ZM106 258V257H105ZM127 258V257H126ZM148 258V260H146ZM207 258H208V255H207ZM218 258V257H217ZM221 258H223V257H221ZM250 257H248V259H249ZM252 258H254V256L252 257ZM131 260H132V258H130ZM129 259V260H130ZM165 259H167V258H165ZM168 259H169V257H168ZM172 259V258H171ZM227 259V258H226ZM256 259V258H255ZM264 259V258H263ZM61 260H62V258H61ZM89 260V259H88ZM103 260V259H102ZM107 260V259H106ZM111 260V259H110ZM210 260V259H209ZM217 260H219V259H217ZM225 260V259H224ZM243 260V259H242ZM259 260V259H258ZM55 261V260H54ZM94 261V262H93ZM97 261H98V263H97ZM138 261V260H137ZM151 261V260H150ZM171 261V260H170ZM173 261V260H172ZM175 261V260H174ZM173 261V262H174ZM211 261V260H210ZM235 261V260H234ZM58 261H56V263H57ZM91 262V261H90ZM128 262V261H127ZM153 262V261H152ZM197 262V261H196ZM226 262V261H225ZM45 263V262H44ZM59 263V262H58ZM77 263V262H76ZM119 263V262H118ZM154 263H151L150 262V264H154ZM166 263H171V262H166ZM177 263V262H176ZM36 264H38V263H36ZM60 264V263H59ZM62 264V263H61ZM107 264V263H106ZM114 264H117V263H114ZM172 264V263H171ZM229 264V263H228ZM232 264V263H231ZM234 264H235V262H234Z\"/></svg>", "mask_w": 264, "mask_h": 264}, {"label": "crops", "instance_id": "0c3cea01", "mask_svg": "<svg viewBox=\"0 0 264 264\" xmlns=\"http://www.w3.org/2000/svg\"><path fill=\"white\" fill-rule=\"evenodd\" d=\"M245 1H248V0H245ZM7 63H9V62H7ZM5 65V64H4ZM10 68V67H9ZM50 76V75H49ZM49 76H48V78H49ZM47 78V79H48ZM47 79H46V81H47ZM204 79V78H203ZM206 81V80H205ZM206 83H207V81H206ZM208 84V83H207ZM218 107V106H217ZM220 111V110H219ZM221 113V112H220ZM222 114V113H221ZM222 116H223V114H222ZM223 118H224V120H225V123L227 124V122H226V119H225V117L223 116ZM24 120H25V117H24ZM26 121V120H25ZM26 123H27V121H26ZM28 124V123H27ZM65 125V124H64ZM66 125H67V123H66ZM228 128V132H229V126H228V124L226 125ZM70 131H71V128H70ZM52 135H54V136H56V137H58L53 131H51L50 132ZM34 144H36V145H39L40 144V142H39V138L36 136V141H35V143ZM39 148H40V145H39ZM215 154V153H214ZM224 154H227V153H224ZM242 155H244V156H246V158H241V156ZM215 156V158H216V160L219 162V160L220 161H224V163H229V160L227 159V157H224V159H222V158H219L218 156H216V154L214 155ZM222 159V160H221ZM232 160H233V164H234V166H235V171L239 174V176H240V178L243 180V181H245V182H247V175H249L248 173H250V172H252V171H254V168H253V166H252V164H251V161H252V156H251V154H249V152L247 151V150H242L241 151V153H239L238 154V156L237 157H235V158H232ZM0 161H3L1 158H0ZM235 162V163H234ZM2 181V186H8V181H6V180H4V179H2L1 180ZM41 182V181H40ZM14 190L15 191H17V193L19 192V191H21L18 187H16V188H14ZM18 198H20V199H22L23 197H20L18 194H17V196L15 197V199L13 200V201H11V202H8V204L9 203H16V202H18L19 203V200H17ZM236 200V203H239V202H241V200H239V199H235ZM0 214H2V215H7L8 214V210H0ZM71 214H72V216L64 223V228H65V230L66 231H68L69 233L70 232H72V231H75V233L76 232H78V230H81L80 229V223L78 222V220L80 219V217H79V213L78 212H73V211H71ZM94 219V218H93ZM69 221H76V227H71L69 224ZM2 228H1V225H0V230H1ZM78 229V230H77ZM84 231H85V229H84ZM80 233L81 232H79V235H77V236H75V239L77 240L76 241V243L78 244V251H77V254H80V242H78V237L80 236ZM80 241V240H79ZM58 246L56 245V246H54V248L56 249ZM93 247H94V249H95V246L93 245ZM95 250H93V252L92 253H90L89 252V255L90 256H92L93 255V253L95 254V252H94ZM85 254V253H84ZM86 255V254H85ZM95 255H93V257H94ZM92 257H88V261L90 262V263H92V260H94V258H92ZM94 262V261H93Z\"/></svg>", "mask_w": 264, "mask_h": 264}]
</instances>
